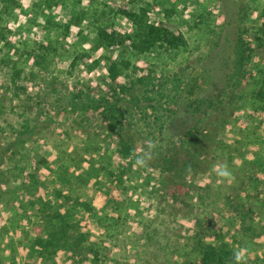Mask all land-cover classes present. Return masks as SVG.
<instances>
[{
	"label": "rangeland",
	"instance_id": "374dc122",
	"mask_svg": "<svg viewBox=\"0 0 264 264\" xmlns=\"http://www.w3.org/2000/svg\"><path fill=\"white\" fill-rule=\"evenodd\" d=\"M121 5L182 32L187 44L169 53L104 45L101 30L118 42L136 28ZM263 25L264 0H0V145L26 121L38 128L29 160L1 164L0 264H195L194 238L224 243L242 253V264H264V98L256 95L264 76ZM242 39L251 48V75L238 88L242 98L228 101L229 125L209 152L211 166L187 179L193 193L181 189L172 198L160 172L135 158L122 164L117 135L101 116L90 112L81 121L55 95L77 86L108 91V68L123 59L131 64L123 70L126 85L136 68L138 77L150 69L158 78L208 72L213 79L198 90L215 96ZM12 74L24 88L19 97ZM182 101L177 140L195 122L180 111L187 109ZM71 223L80 228L72 231ZM56 232L74 246L30 255L26 248L36 239Z\"/></svg>",
	"mask_w": 264,
	"mask_h": 264
},
{
	"label": "trees",
	"instance_id": "16d2710c",
	"mask_svg": "<svg viewBox=\"0 0 264 264\" xmlns=\"http://www.w3.org/2000/svg\"><path fill=\"white\" fill-rule=\"evenodd\" d=\"M119 12L129 17L136 28L133 34L124 35L118 42L110 37L107 31L101 30L99 37L104 39V45L108 47L119 45L126 48L130 45V48L137 51L169 53L187 44L182 32L172 31L163 21L151 23L144 20L138 12L126 9L122 5ZM262 31L264 33V25ZM261 43L264 48V36L261 38ZM250 49L248 46L245 48L243 39L237 42L230 73L226 75L223 86L215 96L203 94L205 88L203 92L198 90L203 89L204 85L206 86L213 79L208 72L203 78L194 75L189 78L178 74L172 77L163 74L160 75L162 78H158L155 71L150 69L148 75L138 77L136 74L138 68H136L130 76L131 84L126 85L122 80L123 70L128 69L131 64L123 59H114L108 68L106 81L108 91L101 88L99 94H92L77 86L73 89L65 87L64 92L56 89L55 95L59 102L63 101L67 104L64 111L72 113L75 117L81 116V121H89L90 112L98 113L101 121L117 135L118 146L115 157L120 159L122 164L132 158L139 159L144 164H148L152 170L160 172V184L162 183L166 193L175 198L181 189L193 193L195 189L191 184L192 180H187L190 179L189 175L203 174L211 166L209 152L218 145L221 133L229 125L228 101L235 103L242 98L243 93L238 92V88L251 75L245 69L250 60V55L247 54ZM12 76L13 88L16 87L13 89V95L19 97L18 91H23L24 88L17 85V74ZM262 81V86L256 90V95L261 99L264 98V76ZM142 100L150 102L144 105ZM181 101L188 110L180 106V111L194 115L195 122L184 133L183 138L177 140L173 133L175 123L179 121L176 116L179 115L177 111ZM171 105H176V109H172ZM5 110L0 108L1 119L6 113ZM57 112L61 114L60 110ZM73 120L77 121L75 118ZM0 122L4 121L0 120ZM80 122L77 123L80 125ZM11 123L13 122L10 121L8 125ZM0 129H3L2 126ZM37 131V126H32L30 121H26L20 128L13 129L10 139L2 142L5 146L0 145V178L4 177L1 164L5 160L21 162L30 159L28 143ZM140 134H143L142 143L138 146ZM121 172L124 173L122 170ZM32 177V174L25 175L27 180H32ZM85 204L89 210L93 209L90 203ZM58 219L64 226L63 220L61 218L56 220ZM65 228L64 226L63 231L67 233ZM69 228L75 231L80 227L76 223H71ZM46 239L39 237L32 245L34 249L36 247L39 255H45L52 249L57 252L58 249L67 246L69 249L70 245L75 244L69 237L63 238L61 234L58 236L57 232ZM194 240V249L198 255L195 264H242V259L239 261L236 259L238 253L224 243L206 241L202 238H194Z\"/></svg>",
	"mask_w": 264,
	"mask_h": 264
},
{
	"label": "crops",
	"instance_id": "0c3cea01",
	"mask_svg": "<svg viewBox=\"0 0 264 264\" xmlns=\"http://www.w3.org/2000/svg\"><path fill=\"white\" fill-rule=\"evenodd\" d=\"M7 236V235H6ZM9 236V235H8ZM29 252H30V255L31 256H35L36 254H38V250L36 249V247H35V249L33 248V246H29V248H26ZM27 250H26V253H27ZM22 252H23V249L22 248H18V250H17V254L18 255H20V254H22ZM36 252V253H35ZM28 254V253H27ZM29 255V256H30ZM27 256V255H26ZM17 257V256H16ZM28 261H30V260H28ZM27 263H30V262H27ZM32 263V262H31Z\"/></svg>",
	"mask_w": 264,
	"mask_h": 264
},
{
	"label": "clouds",
	"instance_id": "9594fccd",
	"mask_svg": "<svg viewBox=\"0 0 264 264\" xmlns=\"http://www.w3.org/2000/svg\"><path fill=\"white\" fill-rule=\"evenodd\" d=\"M222 175H228V173H221ZM236 259L239 261V260H241L242 259V253H238L237 255H236Z\"/></svg>",
	"mask_w": 264,
	"mask_h": 264
}]
</instances>
